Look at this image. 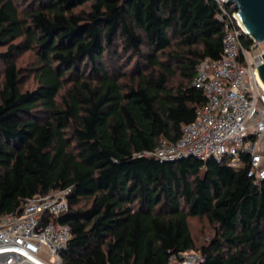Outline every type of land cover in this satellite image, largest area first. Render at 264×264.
Wrapping results in <instances>:
<instances>
[{
    "label": "trees",
    "instance_id": "trees-1",
    "mask_svg": "<svg viewBox=\"0 0 264 264\" xmlns=\"http://www.w3.org/2000/svg\"><path fill=\"white\" fill-rule=\"evenodd\" d=\"M219 12L215 0H0V215L70 188L62 264H167L189 250L199 264H264V179L138 155L177 140L206 103L192 78L220 57ZM191 218L211 228L199 247Z\"/></svg>",
    "mask_w": 264,
    "mask_h": 264
},
{
    "label": "built area",
    "instance_id": "built-area-1",
    "mask_svg": "<svg viewBox=\"0 0 264 264\" xmlns=\"http://www.w3.org/2000/svg\"><path fill=\"white\" fill-rule=\"evenodd\" d=\"M224 24L218 59L205 58L195 65L192 84L202 90L206 103L195 118L183 125L180 137L161 139L139 156L160 161L186 157L214 158L233 168H246L254 183L264 179V85L256 67L264 47L246 49V35L231 3L215 0ZM225 5H230L228 11ZM70 188L37 194L14 212L0 215V264H62V251L71 239V228L60 221L68 210ZM200 251L172 254L167 264H199Z\"/></svg>",
    "mask_w": 264,
    "mask_h": 264
},
{
    "label": "water",
    "instance_id": "water-1",
    "mask_svg": "<svg viewBox=\"0 0 264 264\" xmlns=\"http://www.w3.org/2000/svg\"><path fill=\"white\" fill-rule=\"evenodd\" d=\"M231 3L236 16L246 35L254 42L251 49H256L264 40V0H225ZM262 61L257 65V75L264 85V52Z\"/></svg>",
    "mask_w": 264,
    "mask_h": 264
},
{
    "label": "rangeland",
    "instance_id": "rangeland-1",
    "mask_svg": "<svg viewBox=\"0 0 264 264\" xmlns=\"http://www.w3.org/2000/svg\"><path fill=\"white\" fill-rule=\"evenodd\" d=\"M24 1V0H23ZM259 47H264V40L259 42ZM5 47H0V53L5 51ZM35 60V55L31 51H25L19 55L16 56V63L19 67H22L24 69L23 73H27V69L29 66L32 65L33 61ZM111 61H115L114 58H112ZM134 61L131 62L129 67L132 66ZM3 67V63L0 60V70ZM28 76L24 77V88L25 89H35L37 87V81L33 78V76L28 73ZM178 76V75H177ZM190 227L193 233V236L196 240L197 247L203 243V241H208L209 237L211 236V228L203 219H197V218H191L190 219Z\"/></svg>",
    "mask_w": 264,
    "mask_h": 264
}]
</instances>
